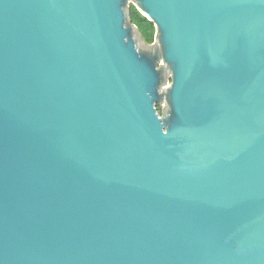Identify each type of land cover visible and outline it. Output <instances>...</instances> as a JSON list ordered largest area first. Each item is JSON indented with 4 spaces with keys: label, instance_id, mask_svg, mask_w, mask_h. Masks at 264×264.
Here are the masks:
<instances>
[{
    "label": "water",
    "instance_id": "95a60500",
    "mask_svg": "<svg viewBox=\"0 0 264 264\" xmlns=\"http://www.w3.org/2000/svg\"><path fill=\"white\" fill-rule=\"evenodd\" d=\"M0 264H264V0H0Z\"/></svg>",
    "mask_w": 264,
    "mask_h": 264
},
{
    "label": "trees",
    "instance_id": "16d2710c",
    "mask_svg": "<svg viewBox=\"0 0 264 264\" xmlns=\"http://www.w3.org/2000/svg\"><path fill=\"white\" fill-rule=\"evenodd\" d=\"M130 19L132 24L139 31L145 44H151L154 41L155 28L152 22L140 14L134 6L130 5ZM158 110V109H157Z\"/></svg>",
    "mask_w": 264,
    "mask_h": 264
},
{
    "label": "rangeland",
    "instance_id": "374dc122",
    "mask_svg": "<svg viewBox=\"0 0 264 264\" xmlns=\"http://www.w3.org/2000/svg\"><path fill=\"white\" fill-rule=\"evenodd\" d=\"M131 6H133L132 3H131ZM164 108H165L164 105H157V109H158L159 114H162Z\"/></svg>",
    "mask_w": 264,
    "mask_h": 264
}]
</instances>
